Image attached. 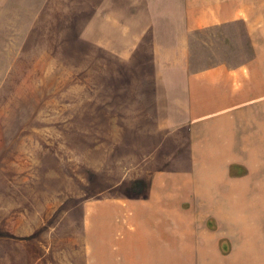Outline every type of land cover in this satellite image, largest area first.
Returning <instances> with one entry per match:
<instances>
[{
    "label": "rangeland",
    "instance_id": "1",
    "mask_svg": "<svg viewBox=\"0 0 264 264\" xmlns=\"http://www.w3.org/2000/svg\"><path fill=\"white\" fill-rule=\"evenodd\" d=\"M155 3L0 0V264H264V156L184 186L173 255H155L139 207L160 172L192 166L190 119L212 114L188 110L186 77L264 71V0L191 30L189 8Z\"/></svg>",
    "mask_w": 264,
    "mask_h": 264
},
{
    "label": "crops",
    "instance_id": "2",
    "mask_svg": "<svg viewBox=\"0 0 264 264\" xmlns=\"http://www.w3.org/2000/svg\"><path fill=\"white\" fill-rule=\"evenodd\" d=\"M150 1L156 4L155 0ZM158 1L159 6H164L165 1L173 0ZM178 1L181 2L182 8H189L188 11L184 8V13L187 28L190 30L194 27L225 24L227 21L231 22L233 18H239L238 0ZM196 10H199L202 16L197 17ZM215 14L222 16L215 20ZM193 15L196 16L194 18L196 20L191 18ZM240 67L236 66L232 69L217 65L186 77L188 101H192L193 97L200 99L198 108L188 106V110L200 109L210 111L212 114L209 113L211 115L207 117L209 119L206 127L201 129L194 127L200 116H192L190 119V126L194 129L191 131L194 140L187 156L184 157L189 160L194 158L192 166L186 170L169 167L166 172H160L159 175H164L165 181L157 184L154 197L139 199L141 215L147 217H143L142 225L147 224L146 229L159 239L156 243L157 247L153 248L156 256H162L163 248L167 257L176 253L175 224L173 225L176 221L174 222L173 219L176 206L183 204L178 205L180 202L178 198L185 194L182 192L186 190L184 186L191 182L197 183L196 177L203 173L206 175L202 180L205 183V190H214L217 182L222 183L224 178L228 179L224 176L228 173L227 160L235 158L251 160L264 156V93L262 92L264 88L258 87L259 83L263 82L261 76L264 75V71L256 72L257 70L247 67L240 70ZM252 72L261 73L257 85L255 81L249 80ZM196 137L200 138L203 144H198ZM198 160H202L200 165ZM207 194L209 192H205L203 197H207ZM137 221L141 222V220ZM189 221L188 223L191 222ZM155 223L160 224L162 228L159 235H156L152 229ZM170 223L172 228L169 226ZM170 235L173 242L169 239Z\"/></svg>",
    "mask_w": 264,
    "mask_h": 264
}]
</instances>
